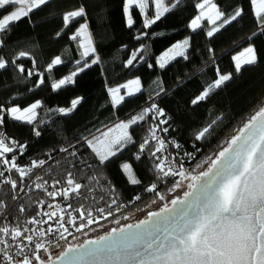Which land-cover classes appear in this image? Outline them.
<instances>
[{
    "label": "trees",
    "instance_id": "1",
    "mask_svg": "<svg viewBox=\"0 0 264 264\" xmlns=\"http://www.w3.org/2000/svg\"><path fill=\"white\" fill-rule=\"evenodd\" d=\"M198 2L182 0L179 6L149 28L144 27L139 12L133 11L135 23L129 28L123 10L124 0H49L33 10L29 17L16 22L7 33L0 34V39L4 41L0 47V57L9 61L8 67L0 70V105L5 108L13 105L26 108L40 102L36 119L31 124L5 116L4 132L27 146L18 157L19 166L26 170L32 168L25 178L16 172L8 176L17 180L23 191L13 190L5 182L0 185V201L9 209L14 205L9 213L10 225L19 223L26 227L27 221L35 216L37 205L49 200L65 206L72 203L73 208L69 209L74 216L77 213L73 209L84 204L91 209L88 218L98 221L77 234L74 241L51 248L49 252L52 255L57 254L58 257L67 247L84 243L89 238L99 239L112 228L139 223L149 213L159 211L187 192L182 190L177 195H170L175 189L174 184L181 179L179 176L161 175L158 179L155 168L157 161L147 151L149 148L154 150L156 141L146 146L141 159L135 158L139 144L150 139L149 129L159 120H168V124L161 125V128L168 127L169 131H157L156 135L164 138L167 145V151L157 155L174 156L183 163L189 174L199 175L208 170L211 164L209 158L215 159L237 130L259 108L264 107V32L252 14L250 0H216L228 15L238 6L244 9V14L212 37L207 36L211 27L207 22L204 28L196 31L189 27L190 21L198 14L199 10L195 7ZM80 6L85 7L87 15L65 28L63 15ZM13 10L12 6L6 10L0 9V17ZM83 23L89 26L96 50L94 58L99 56V61L76 75L72 83L54 90V82L70 76L80 67L76 61L80 60L83 64L86 59L81 55L83 49L79 39H70ZM187 38L189 47L185 55L164 68L159 67L158 56ZM250 45L256 49L257 62L236 72L233 57ZM142 46L143 51L138 53L133 65H127L131 53ZM21 51L29 53V56L18 57ZM56 56H60L63 63L49 71L48 65ZM94 58L87 60L91 62ZM17 65H23L25 72H19ZM28 70L33 72L31 76ZM217 70L222 74L231 73L232 79L211 92L207 99L193 104V99L217 79ZM41 74L44 80L42 84L39 83ZM132 78L140 80L141 91L115 106L108 90ZM76 98H82L81 103L70 114L62 115L59 109L71 107V101ZM153 103L163 109L165 115L156 116L153 110L145 116L144 121L131 126L129 131L135 143L129 144L110 162L98 166L85 139L99 137L104 130L141 114ZM210 125L205 137L197 140L196 135ZM36 131L40 132L39 136L35 134ZM175 144L180 147L176 148ZM65 148L67 152L62 151ZM73 152L76 154L72 155ZM33 161L45 163L34 167ZM84 162L90 164L91 168L86 167ZM122 163L132 166L140 184L130 183L121 167ZM69 171L73 172L78 182L87 185L81 190L80 197L65 200L56 196L49 199L43 189L36 188V184L44 181L50 185L48 191L66 186L62 183L53 187V184L55 180L63 181ZM34 175V183L24 189ZM92 175L97 179L89 182L87 177ZM153 183L158 185L157 190L164 195V200H160L154 192L145 191ZM113 187L115 192L111 191ZM89 188L93 190L89 191ZM136 195H140L141 199L133 200ZM113 199L125 206L116 211L117 205L111 204ZM159 201L161 203L155 207ZM109 204L113 215L104 218ZM21 206L25 207L23 213L19 211ZM99 208H104L105 213L97 211ZM135 215L138 218L133 219ZM117 220L119 223H116ZM76 222L80 224L85 221L77 219Z\"/></svg>",
    "mask_w": 264,
    "mask_h": 264
},
{
    "label": "snow or ice",
    "instance_id": "2",
    "mask_svg": "<svg viewBox=\"0 0 264 264\" xmlns=\"http://www.w3.org/2000/svg\"><path fill=\"white\" fill-rule=\"evenodd\" d=\"M49 0H0V9L6 10L8 6L14 8L9 14L0 17V34L7 33L11 26L22 18L29 17L33 10L40 8L47 4ZM182 0H124V13L126 17V25L131 28L135 21L133 19V11L139 12L143 18V25L145 28L151 27L167 13L181 4ZM252 6V14L262 32H264V0H250ZM195 7L199 10L198 14L190 21L189 27L196 31L204 28L206 25L203 23L207 21L211 25L207 31V36L212 37L218 33L226 25L231 24L244 14L242 7H236L231 15H228L216 0H199ZM151 12V15L149 14ZM87 15L84 6L78 9L68 11L63 15L64 27L68 28L78 18H83ZM59 35V33L57 34ZM141 35H147L142 33ZM79 37H85L79 41V45L84 51L81 53L83 57L90 56L95 52V47L92 44L91 33L87 23L79 25L76 32L70 37L72 40H77ZM140 39V36H137ZM189 41L185 40L169 49V52L177 50L169 57V52L164 53L160 58V67H164L168 59H175L176 55L184 56V51L180 49L186 48ZM4 41L0 39V47ZM143 51V46L134 50L131 53V58L127 60V65H133L137 59L139 52ZM29 53L21 51L18 57H27ZM243 57V60H241ZM236 72H240L243 66L255 64L258 60L256 49L254 46H249L243 51L233 57ZM99 61V56L89 61L84 60L81 64L80 60L76 61L80 67L73 71L70 76L60 79L58 82L52 84L54 90L61 88V86L73 82L78 72H83L85 68H89L92 64ZM15 63V61H13ZM63 63L60 56H56L48 65V70L51 71L54 65ZM9 61L0 57V70L8 67ZM19 72L24 73L25 68L23 65H17ZM33 72L28 70V75L31 76ZM232 79V74H222L217 70V79L208 86L199 96L193 99L192 103L196 104L200 101L207 99L211 92L220 88L225 82ZM39 83H44L43 74ZM135 86V87H132ZM121 88L126 89V95L132 96L139 92L140 81L139 79L128 81L126 84L116 88H110L108 91L112 95L114 105H119L125 100V95H120ZM82 98H76L71 101V107L60 108L59 112L69 113L73 111L78 104L81 103ZM40 107V102L37 101L26 108H21L18 105L5 108L0 105V127L5 123V116H10L16 121H26L31 124L36 119L35 110ZM156 111V116H164L163 109H159L158 105L153 103L150 107L142 110L141 114L130 117L127 121H121L108 128L106 131L100 133L99 137H93L92 140L85 139V143L91 149V152L98 162V166H103L110 162L112 158L122 153L124 149L132 143H135L129 129L131 126L144 121L145 116ZM153 116V119H156ZM168 124L167 119L159 120V122L149 129L150 139H145L139 144V152L136 154V159H141L142 154L146 151V146L156 141V146L153 149L149 148L147 151L152 157L155 158L156 171L158 179L168 176H179L185 180L189 179L183 165L175 160L173 157L169 160L168 156L157 155L163 154L167 151V145L164 138L156 135L157 131L167 133L168 127L161 128V125ZM209 127H205L197 135L196 139L200 140L205 137L209 132ZM113 133H115L113 135ZM37 136L40 135L36 131ZM95 141V142H94ZM226 147L216 154L215 159L211 157V164L207 171L199 173V175L191 176V180L199 183L204 180L200 189L197 200L188 206L187 210H182L177 225L171 229L163 239L158 238L150 232H137L132 235V239L142 242L141 248H132L126 256L135 261V264H264V107L259 108L254 115L248 119L242 127L237 130L229 141L226 142ZM179 148V144L174 145ZM26 145L20 144L13 138L7 137L3 132H0V165H11V169H15L20 173L21 177L28 175L32 171L29 167L27 171L21 168L16 160L15 153L19 150L21 154L26 149ZM67 152L68 149H62ZM8 154H12L8 158ZM76 153L73 152L72 155ZM185 155L191 156L190 153ZM45 161H33L32 166H42ZM176 163L177 167L174 169L171 164ZM207 163V161H205ZM85 166L91 168L90 164L84 162ZM123 171L127 173L129 181L132 185L140 184L141 181L136 178L132 166L129 163H122ZM5 176V171L0 170V177ZM89 182L96 180V176L92 175L87 177ZM13 190L19 189L23 191L17 180L11 177L5 181ZM98 182V181H97ZM47 181L41 184H36V188L43 189L47 196L55 198L61 196L65 200L71 197H80L81 190L87 188V185L77 181L73 172H67L65 179L55 180L53 187L56 185L64 184L66 186L56 188L55 191H48L45 187ZM180 187V182H176L173 188ZM188 187L193 188V184ZM156 183L151 184L145 188L146 192H154L160 200L165 197L158 190ZM89 191L93 189L89 188ZM115 192V188L111 189ZM191 192H185V200L179 198L173 199L171 204L173 206L185 204L187 198L191 196ZM15 199V197H13ZM141 196L136 195L133 200H140ZM155 202V201H153ZM41 203V206H43ZM111 204H116V211L125 205L118 204L116 199L111 201ZM111 204L108 205L109 211L105 214L104 218L113 215ZM0 206L3 202L0 201ZM49 208L58 207L48 204ZM68 208H73L72 203H68ZM77 216H72L71 213L66 212L64 208H60V212L68 215L70 219L67 221L77 231L98 222L94 219H89L91 216V209L86 208L84 204L73 209ZM21 213L25 212V207L19 208ZM100 213H105L104 208L97 209ZM163 211H168L167 207ZM41 213L37 212L31 220L27 221L28 224H47L49 220L56 219L59 231L60 228L63 232H68L69 228L65 226L64 216L58 215L56 211H44L43 216L47 220L37 219ZM159 213H149V216H158ZM80 219L85 221L77 225L76 220ZM127 219V217H124ZM116 223H119L117 220ZM149 220H143L139 224L128 225L127 227H135L141 229L143 225L149 224ZM33 231L28 227H23L19 223L10 225L8 223H0V264H54L52 254L49 252L44 237L53 232V228L49 226L47 229L39 230L36 236L27 233ZM116 231L124 232V229H112V232L107 236H102L99 240L88 241L90 244H100L102 241L112 238V233ZM63 232L60 233L61 238ZM72 251V249H69ZM41 253H44L42 255ZM68 256L65 252L63 256L57 259L63 261Z\"/></svg>",
    "mask_w": 264,
    "mask_h": 264
},
{
    "label": "water",
    "instance_id": "3",
    "mask_svg": "<svg viewBox=\"0 0 264 264\" xmlns=\"http://www.w3.org/2000/svg\"><path fill=\"white\" fill-rule=\"evenodd\" d=\"M207 179V177L204 178V180ZM204 180L199 183L192 181L193 188H189L187 191L191 192L192 195L187 198L185 204L178 203L173 206L170 202L169 205L166 206L168 211H163L165 208L163 207L159 211L155 212L159 213L158 216H149L148 214L145 220H149L150 223L143 225L141 229H137L135 227L129 228L127 225L121 227L124 229L123 233L116 231L115 233H112L111 239L102 241L100 244L88 243V241L99 240L96 239L87 240L80 245L69 246L58 257L63 256L65 252H68V256L65 257L63 261L57 259V257L53 258L52 260L54 264H135V261L130 257H127L126 253L132 248H141L142 242L132 239V235L137 232L146 231L157 235L160 239H163V236L170 232L171 229L179 222L182 210H187L188 206L197 200L199 195L198 190ZM177 198L185 200L184 194ZM136 224L129 225L135 226ZM111 232L112 230L109 233ZM69 249H72V251H69Z\"/></svg>",
    "mask_w": 264,
    "mask_h": 264
},
{
    "label": "built area",
    "instance_id": "4",
    "mask_svg": "<svg viewBox=\"0 0 264 264\" xmlns=\"http://www.w3.org/2000/svg\"><path fill=\"white\" fill-rule=\"evenodd\" d=\"M0 132H3L7 137H9L4 132L3 126L0 127ZM23 153H24V151H23ZM22 154H21V152L19 150H18L17 153H15L17 163H18V157L20 155H22ZM11 156H12V154H8V158L9 159L11 158ZM167 156L169 157V160H171L174 157V156H171V155H167ZM175 160H176V158H175ZM179 163L183 165V163H181V162H179ZM18 165H19V163H18ZM171 166L174 169L177 167L176 163H172ZM10 168H11V165H6V166L0 165V170L5 171V176L4 177H0V185H1V183H3L8 178L9 174L12 173V172H16L20 176V173L17 172L15 169H11V171H8V169H10ZM21 168H24V167H21ZM183 168H184L186 174H188L189 178L191 176H193V175H191V174H189L187 172V170L185 169L184 165H183ZM24 170L27 171L25 168H24ZM28 175H29V173H28ZM28 175H26V176H24L22 178H25ZM34 177H35V175L33 177H31V179L29 180L28 184L26 185V187L24 189H27L31 184L34 183ZM45 187L48 190H50L49 189L50 188V185L46 184ZM22 193L19 196L16 197V200H18L20 198V196L22 195ZM49 199H51V197H49ZM41 203H39L37 205L38 206L37 212H40L41 213L40 216H37L36 217L37 219L47 220L48 218L45 217V216H43V212L44 211H48V212L56 211L58 213V215H63L64 216L65 226L69 228V231L68 232H63V229L62 228H60L59 231H57L56 229L58 228V225L56 223V219L55 218L53 220H49L47 224H27L26 227H28L30 229H33V231H31V232H29L27 234L33 235L34 237L36 236V232L39 231V230L47 229L49 226H51L53 228V232L49 233L46 237L43 238L44 241L46 242V246L48 247L49 251L51 250V248H53L55 246H58L60 244H63L65 242L74 241V239H75V237H76L77 234H80L81 232L85 231L87 228H89L92 225L91 224V225H89V226L81 229L80 231H77L76 230V227H73V226H71L70 224L67 223V221L70 219V217L68 215H65L64 213H61L60 212V208H64L66 210V212L71 213V215L74 216L72 214V212L70 211V209L67 206L63 205L60 202H56V201H52V200H49L47 202H44L43 203V206H41ZM48 204H52V205L58 206V207L49 208L48 207ZM13 206L11 205L10 209L7 208L6 204H4V203H3V206H0V223H8V224H11V221L9 220V213H10V210H11V208ZM77 225H79V224H77ZM62 232H63V237L64 238H61V236H60V233H62Z\"/></svg>",
    "mask_w": 264,
    "mask_h": 264
},
{
    "label": "rangeland",
    "instance_id": "5",
    "mask_svg": "<svg viewBox=\"0 0 264 264\" xmlns=\"http://www.w3.org/2000/svg\"><path fill=\"white\" fill-rule=\"evenodd\" d=\"M205 22H207V21H204L203 23H205ZM211 26V25H210ZM191 29V28H190ZM192 30V29H191ZM90 31V30H89ZM193 31V30H192ZM91 38H92V36H91ZM79 39V41L81 40V39H85V41H86V38L85 37H79L78 38ZM185 40H188L189 41V39L187 38V39H184V40H182V41H179V42H177V43H175L174 45H176V44H179V43H181V42H183V41H185ZM86 43H87V41H86ZM92 44H93V46H94V42H93V39H92ZM173 45V46H174ZM173 46H171L169 49H173ZM188 47H189V43H188V45L186 46V48H184V49H180V50H183L184 51V55H185V53H186V51H187V49H188ZM83 49V48H82ZM169 49H167L165 52H163L161 55H159L158 56V58H157V64H158V66L160 67V58L164 55V53H166V52H169ZM83 51H84V49H83ZM175 51H177V50H173V52H169V57H171L173 54H174V52ZM243 51V50H242ZM241 51V52H242ZM240 52V53H241ZM240 53H238V54H236L235 56H237V55H239ZM95 54H96V50H95V52L94 53H91L90 54V56H88V57H85L86 59H90V58H94V56H95ZM180 57H183V56H180V55H176L175 56V59H177V58H180ZM175 59H168V61H167V63H165V66L164 67H166L168 64H170L172 61H174ZM241 60H243V57H241ZM90 63V62H89ZM236 63V62H235ZM93 65V64H92ZM54 66H57V65H54ZM247 66V65H246ZM164 67H161V68H164ZM244 67V66H243ZM86 69V68H85ZM77 70V69H76ZM79 73H81V72H78V74ZM77 74V75H78ZM74 78L75 77H73V80H74ZM135 79H138V78H132V79H129V80H127V81H125V82H123V83H121V84H119V85H117V86H115V87H113V88H116V87H119V86H121V85H124V84H126L128 81H131V80H135ZM140 81V80H139ZM72 83V82H71ZM226 83V82H225ZM68 84H70V83H68ZM68 84H65V85H63V86H66V85H68ZM63 86H61V87H63ZM132 87H135V86H132ZM140 89H142V87H141V83H140ZM56 90H58V89H56ZM126 89H124V88H121V91H120V95H125V99L126 98H128V97H131V96H127L126 95ZM141 91V90H140ZM139 91V92H140ZM139 92H136L134 95H136L137 93H139ZM111 95V94H110ZM134 95H132V96H134ZM111 98H112V95H111ZM112 101H113V99H112ZM115 106H117V105H115ZM37 110V109H36ZM36 110H35V112H36ZM72 112V111H71ZM71 112H69V113H61L62 115H67V114H70ZM36 115H37V113H36ZM20 122H24V123H27L26 121H20ZM121 121H119L118 123H120ZM117 123V124H118ZM116 125V124H115ZM107 130V129H106ZM106 130H104V131H106ZM115 133H113V135H114ZM180 187H178V188H175L174 190H173V192L170 194V195H177L178 193H180L182 190H184V191H188L189 190V187H188V185L189 184H192V181H191V179L189 178V179H187V180H185V179H183V178H181L180 179ZM161 202L159 201L156 205H155V207L156 206H158L159 204H160ZM134 218H138V215H135L134 217H133V219ZM97 231H94L93 233H96Z\"/></svg>",
    "mask_w": 264,
    "mask_h": 264
},
{
    "label": "flooded vegetation",
    "instance_id": "6",
    "mask_svg": "<svg viewBox=\"0 0 264 264\" xmlns=\"http://www.w3.org/2000/svg\"><path fill=\"white\" fill-rule=\"evenodd\" d=\"M168 205H169V204H168ZM164 207H165V206H164ZM112 229H116V228H112ZM112 229H111V230H112ZM94 239H95V238L92 237V238H89V239H87V240H94ZM87 240H86V241H87ZM80 244H82V242H78V243L75 244V245H80ZM56 256H57V254L52 255V259H53V258H56Z\"/></svg>",
    "mask_w": 264,
    "mask_h": 264
}]
</instances>
